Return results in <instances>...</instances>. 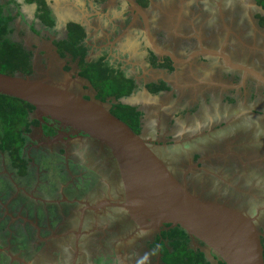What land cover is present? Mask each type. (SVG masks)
Segmentation results:
<instances>
[{
	"label": "flooded vegetation",
	"instance_id": "obj_1",
	"mask_svg": "<svg viewBox=\"0 0 264 264\" xmlns=\"http://www.w3.org/2000/svg\"><path fill=\"white\" fill-rule=\"evenodd\" d=\"M132 1L147 15L149 3L146 0ZM257 1L171 0L179 17H174L173 21L178 22L179 33L185 35L183 39L177 41L174 28L169 29L170 32L166 29L167 24L163 17L155 18L151 26L149 25V31L156 46L162 50L171 52L172 44L181 47V54L171 52L179 59L186 58L201 45L203 48L223 51L233 63L251 68L264 77V22L261 23L260 20L264 18V7L262 3L257 5ZM119 2L125 4L122 0ZM220 2L224 10L222 18L217 10V3ZM126 8L129 21L132 22L134 12L129 7ZM134 20L136 26L131 39L141 42L139 56L142 57L146 69L151 73L162 69L169 71L166 72L165 80L158 75L153 80L146 77L149 80L147 86L154 85L160 89L154 91L155 96L165 91L161 88L164 85L171 87L173 84L169 80H173L178 74L181 77L182 73L187 83H193L189 70L210 73L217 85L216 89L219 90L206 97L207 108L202 111L197 108L192 113L193 117L189 114V106L179 109V103L173 104L170 111L175 114L171 119L167 118L171 123L160 125L159 131L157 130L158 139L152 137L156 134L151 133L150 127L146 131L139 129V134L174 176L180 181L182 178L185 180L192 193L204 199L206 196L209 201H217L228 207L235 204L234 209L254 219L253 223L261 235L264 261V126L260 123L264 122V85L249 74L244 75L241 71L227 68L218 58L201 56L195 57L189 63L176 64L166 57H156L147 48V38L139 16L136 15ZM223 25L231 28L227 30ZM193 27L197 30V35L192 37ZM191 63H194L193 67H189ZM117 67L123 74L121 63ZM44 68L51 71L52 66L46 64ZM88 86L90 88L84 86L81 90L71 89L85 98L95 99V91L89 83ZM88 90L93 91L92 96L83 92ZM191 91L192 88L187 87L182 93L189 98L192 96ZM218 100L220 103H217ZM114 103L116 101L111 99L103 104L110 109ZM30 114V120L34 119L33 114ZM197 116H209L215 127L214 132L206 133L202 138L189 139L200 126H207L204 121L200 125ZM45 122L41 126L37 122L25 134L27 142L20 153V157L24 155L25 159H22L28 161L25 174L20 176L15 172L13 176L2 177L0 182L5 187L7 182L23 189L15 197L9 196L12 201L9 211L17 212L22 207V211L30 214L32 218L27 226L20 227V223L16 221L11 227L25 233L22 238L30 243L27 249L16 255L14 264H121L123 259L126 260L125 264H165L164 252L172 253L168 236L176 226L164 225L159 230H139L124 209L110 205L122 202L123 194L109 150L80 133L71 134V131L61 129L51 120L46 119ZM255 123L262 129L254 127ZM249 128H256L258 131L248 132ZM167 130L170 132L167 135L168 141L165 137L162 138ZM58 132L68 133L70 139L55 138ZM49 140L55 142L47 144ZM249 141H252L251 146H254V142L257 146V150H253L255 153L250 155L252 157L256 154L253 162L248 161L245 154L247 149H253L249 146ZM35 147L47 151L39 155V158L41 164L44 160L46 164L43 165L49 167L55 176L48 181V185L41 182L38 168L30 169L35 165L31 162L32 157L30 158L28 151L32 153ZM53 155L63 157V161L67 163L48 166ZM71 156L79 159L73 161ZM247 163H252V166L249 167ZM244 164L252 169L251 174L243 172L248 169H243ZM240 172L244 175L241 176ZM60 173L64 176L63 181L56 179ZM235 175L239 177L238 184L230 179ZM240 183L248 192L236 188ZM97 203L107 206L97 211L85 210L79 225L81 209L85 204L92 206ZM51 215L55 216L53 222ZM9 232L6 233L7 238L4 233V242L17 237L15 231V234L11 230ZM188 238L189 247L194 252L198 251L205 262L223 264L207 247L189 236Z\"/></svg>",
	"mask_w": 264,
	"mask_h": 264
},
{
	"label": "water",
	"instance_id": "obj_2",
	"mask_svg": "<svg viewBox=\"0 0 264 264\" xmlns=\"http://www.w3.org/2000/svg\"><path fill=\"white\" fill-rule=\"evenodd\" d=\"M122 1L134 12L132 21L136 15L139 16L147 48L156 57H166L176 64L189 63L201 56L218 58L227 68L249 74L264 85L261 74L233 63L221 50L200 45L197 51L189 53L184 59L162 50L150 34L145 12L132 0ZM33 65L29 76L0 73V95L31 105L39 126L48 119L61 129L71 131V134L80 133L107 148L116 165L123 194L122 202L110 205L124 209L139 230L176 226L207 247L223 264H264L261 235L253 218L192 193L185 180L182 178L180 181L174 176L147 141L113 115L103 103L73 91L69 79L59 84L51 82L47 74L44 79L34 77ZM75 78H79L78 75L75 74ZM71 80L75 82L70 77ZM58 137L70 139L69 134L64 132H58L55 138ZM54 140H49L47 144H53ZM104 203L85 204L81 209L79 225L85 210L97 211L107 206Z\"/></svg>",
	"mask_w": 264,
	"mask_h": 264
},
{
	"label": "crops",
	"instance_id": "obj_3",
	"mask_svg": "<svg viewBox=\"0 0 264 264\" xmlns=\"http://www.w3.org/2000/svg\"><path fill=\"white\" fill-rule=\"evenodd\" d=\"M146 1L149 3V9L147 10L149 25L156 20L155 18L160 19L163 17L167 24L165 26L166 29L170 32L169 29L174 28L177 41L182 40L185 35L179 33L178 22L175 23V21H173V18L178 16L171 0ZM45 3L50 12L51 19L53 20V25L49 28H45L39 20L35 18L36 6L33 3L27 4L25 0H1V4L5 7V10L3 9L4 13L14 18L12 21V27L15 29L13 34H15V36L21 35L22 38L29 39L30 47L27 48V50L32 53L34 66L37 64V60L42 62L45 61L46 63H55L56 60L60 62L64 61L60 67L61 75L64 73V67H67L68 70L71 71V73H66V76H62L64 80L69 79V85H74L75 83V85H79L83 88L85 84L80 83L79 78H75V74H78L77 61L72 62L68 55H65L63 58L59 57L55 47L56 42L66 39L67 24H78L82 28L84 36L81 42L85 50L84 60L86 62H91L92 60L103 58L109 66L114 69L116 68V70L118 69L117 66L121 63V70L124 72L123 76L133 80L134 88L130 95L124 98L123 101L140 113L139 129L143 128L146 131L147 127H150L149 130H151V133L156 134V136H152L153 138L158 139L159 134L157 137V130L159 131V127L162 123H171L167 118L169 117V119H171L172 115L175 114V112L170 111L173 104L179 103V109L185 108V105L189 106V114L193 117L192 113H194L197 108H199V111H202L203 108H207V96L217 91L219 92L218 88L216 89L217 85L214 84V80H212L213 77H211L210 73L202 71L191 72L190 70L189 77L194 80L193 83L190 82L191 84L187 83V79H185L181 73V77H178V74L174 76L173 80H169L173 85L171 87L167 85L166 90L163 91L161 95L155 96V92L151 89H147L146 83H148L149 80L146 77L153 80L159 76V78L165 80L166 72L169 71L167 69H162L157 71L154 70L151 73L150 70L146 69V65L142 62V57L139 56L141 42L131 39L136 21H129L130 18L128 17L129 14L126 5L119 2V0H46ZM217 10L219 11L220 17H224V14L222 15V11L224 13V10L221 7V2L217 3ZM27 14H30L28 18L25 17ZM31 22L35 24V29L38 31V34L30 31L31 27L28 25ZM223 27L227 30L231 28L226 27V25H223ZM165 32L168 33L167 31ZM198 33L200 35L201 30H199ZM191 34L192 37L197 35V30L194 27L192 28ZM153 35L157 36L155 33ZM199 43H201L200 39ZM171 48L170 51L174 54H181V47L179 48L172 44ZM200 60L202 61V59ZM45 62L42 65L45 66ZM70 63H74L73 65L76 70L71 67ZM191 64L192 65L189 67H193L194 63ZM47 65L51 66L52 64ZM38 68L37 65L34 67L35 73H37ZM44 70L48 72L46 68H44ZM72 70L74 72H72ZM70 77L74 78L75 82H72V80L70 81ZM201 84H205L206 86L203 87ZM187 87L192 88V96L189 98L182 93L183 89ZM217 103H220L219 100ZM189 114L188 117L191 119ZM165 116L167 117L163 120L162 118ZM196 119L199 121L200 125H202L201 122L204 121L207 126H200L196 134L191 135L192 137L189 139L202 138L206 133L213 134L215 127H213L212 120H210L211 118L209 116H207V118L205 116L202 118L201 116H197ZM194 120L193 118V121ZM169 133L168 130L165 131L162 138L164 139L165 137L167 140V135ZM9 176L11 175H5V177ZM1 179L3 178H0V182L2 181ZM5 185L6 187L4 185L0 187L1 197H9L10 195L15 197L16 194H19L18 191L23 190L19 189L16 184L12 186L6 182ZM23 194L27 195L24 191ZM10 203H12L11 200L8 201L7 208L10 207ZM2 213H5L4 222L6 223L7 231H15L17 234L23 236L25 233L17 229L13 230L11 227L16 221L20 223V227L23 225L27 226L29 222L32 221L30 214L22 211V207L17 212L8 211L6 208H3ZM27 234H29V231H27ZM1 237H3L2 234H0V264H14V261L17 260L16 255H19V253L27 249L30 243H26L25 240L20 237V239H23L19 241V243L17 241L20 245L15 244L16 246H14L11 238L4 242Z\"/></svg>",
	"mask_w": 264,
	"mask_h": 264
},
{
	"label": "trees",
	"instance_id": "obj_4",
	"mask_svg": "<svg viewBox=\"0 0 264 264\" xmlns=\"http://www.w3.org/2000/svg\"><path fill=\"white\" fill-rule=\"evenodd\" d=\"M36 5L35 18L45 27L53 25L46 0H25ZM262 5L264 7V0ZM29 4V3H28ZM0 4V73L14 75L16 73L24 76L32 74V53L27 50L21 42L11 40L13 34L12 21L14 18L3 12L4 5ZM264 21V18L262 19ZM67 37L55 43L57 55L65 57L68 55L71 61H77L78 77L85 79L95 91V100L105 103L106 100L118 101L130 95L133 90L131 79L125 78L123 74L109 66L103 58L86 62L84 60L85 50L82 45L84 38L82 28L75 23L67 24ZM152 91L159 88L151 85ZM158 88V89H157ZM160 90V89H159ZM114 107L115 111L111 110ZM109 111L126 123L136 134H139L140 113L134 108L129 109V120L118 112L114 104ZM124 108V107H121ZM33 107L18 99L0 95V152H5L8 161L13 169H16L20 176L26 172V161L20 157L21 150L25 143V134L31 126H36L37 121L29 119ZM122 111V110H121ZM131 117V118H130ZM133 124V125H132ZM177 234V235H176ZM168 243L172 247V253L164 252L165 264H209L205 262L202 255L194 252L189 247V238L176 227L170 232ZM221 264V263H220Z\"/></svg>",
	"mask_w": 264,
	"mask_h": 264
},
{
	"label": "rangeland",
	"instance_id": "obj_5",
	"mask_svg": "<svg viewBox=\"0 0 264 264\" xmlns=\"http://www.w3.org/2000/svg\"><path fill=\"white\" fill-rule=\"evenodd\" d=\"M24 3V2H23ZM26 3V2H25ZM32 4V2H29V1H27V4ZM262 3V1H260V0H258L257 1V5H260ZM0 4H1V0H0ZM34 4V3H33ZM263 4V3H262ZM35 5V4H34ZM2 6V5H1ZM36 6V5H35ZM2 8H5V7H2ZM2 10L3 9H1V12H2ZM5 10V9H4ZM4 12V11H3ZM49 12V11H48ZM50 13V12H49ZM30 14H27L25 17L26 18H28V16H29ZM14 16V15H13ZM256 18H258V16L256 17ZM261 18V17H260ZM259 19V18H258ZM262 19H263V17L260 19L261 20V23L262 22H264V21H262ZM257 21V20H256ZM262 25V24H261ZM28 26H30L31 28V30L30 31H32V32H34V33H36V34H38V31L35 29V24L33 23V22H31ZM9 38L11 39V40H15V41H17V42H21L22 43V45L27 49V48H29L30 47V42L28 41L29 39H27V38H22V36L21 35H17V36H15V34H11L10 36H9ZM62 59V58H61ZM150 60H152V58H150ZM32 61V64H34V62H33V60H31ZM38 62H37V64H35V66L37 65V67H39L38 69H37V73H35L33 76L34 77H36V78H45V75L47 74V76H48V78H49V80L51 81V82H53V83H59V84H63L64 83V77H62V76H64L66 73H71V71L70 70H68V68L67 67H64L63 68V74L61 75V72H60V67L62 66V63L64 62V61H58V60H56L55 61V63L53 62V63H51V62H45V61H40V60H37ZM44 62H45V65L46 64H52L51 66H52V69H51V71H49L48 70V72L47 71H45L44 70V65H42V64H44ZM152 62H154V61H152ZM71 64V67L74 69V70H76V68L74 67V63H70ZM34 66V65H33ZM34 66V67H35ZM70 71V72H69ZM66 76V75H65ZM80 79V78H79ZM128 79H130V78H127V80ZM85 80V79H84ZM84 80H82V79H80L79 80V82L80 83H83V84H85V86H88V83L86 82V81H84ZM132 82H133V80H132ZM134 84V83H133ZM151 85H148L147 86V89H151L152 87H150ZM70 87L71 88H73V89H77V90H81V87L79 86V85H75V83H74V85H70ZM133 87H134V85H133ZM161 88H163V90H166V88L167 87H165V85H164V87H161ZM153 89V88H152ZM151 89V90H152ZM83 92H86L87 94L89 93V95H93V91L92 90H88V91H83ZM114 106H117V109H118V112L121 114L120 116H122V115H124V118L126 119V120H129V109H127L126 107L127 106H129V104L128 103H125L124 101L122 102V99H120V100H118L116 103H114ZM121 107H124V108H121ZM130 107V106H129ZM132 108V107H131ZM111 109V108H110ZM115 108L114 107H112V109L111 110H113V111H115L114 110ZM122 110V111H121ZM31 117H32V115L30 114L29 115V119H31ZM131 118V117H130ZM261 123V125L262 126H264V122H260ZM133 125V124H132ZM254 127H260L259 126V124H257V123H255L254 124ZM261 128V127H260ZM262 129V128H261ZM248 132L249 131H258L256 128L254 129V128H249V130H247ZM251 133V132H250ZM25 142H27V139L25 140ZM252 145V141H249V146L250 147H253V149H247V152L245 153L246 154V159L248 160V161H254L255 159H256V154H253V156L251 157L250 155L252 154V153H255V151H253V150H257V146H256V144H255V142H254V146H251ZM34 148V147H33ZM37 148V149H36ZM31 151H28V153H29V155H30V158L32 157V160H31V162L35 165V166H31L30 167V169L31 168H34V167H36V168H38L39 169V176L41 177V182H43V185H44V183L46 184V185H48L47 183H48V181L49 180H52V179H54V177L55 176H53L52 175V172H51V170L49 169V167H47V166H44L43 164H46L45 163V161L43 160L42 161V164H41V162H40V158H39V155H41L42 153H44L45 151H43V150H38V147H35V149H33L32 150V153H30ZM45 153H47V151L45 152ZM54 154H56V153H54ZM22 158L23 159H25V157H24V155H22ZM51 158L52 159H50L49 161H48V166H51V165H53V164H57V165H61V164H65V163H67V162H64L63 161V157H58V156H56V155H53V156H51ZM71 159L73 160V161H75V159L76 160H78L79 158H75V157H72L71 156ZM26 161V160H25ZM26 162H28V161H26ZM49 164H51V165H49ZM248 164V163H247ZM247 164L245 165L244 164V166H243V169H246V168H248V166H247ZM28 165V164H27ZM249 165V167H251L252 166V163H249L248 164ZM246 166V167H245ZM252 169H250V168H248L246 171H243L245 174H248V173H250V171H251ZM234 171H236L237 172V170H234ZM254 171V170H253ZM17 173V171H16V169H13L12 167H11V165H10V163H9V161H8V157H7V155H6V153L5 152H0V178H2V177H5V175H13L14 173ZM58 172H59V170H58ZM15 173V174H16ZM242 172H240V175L242 176V175H244V174H241ZM3 174H5V175H3ZM251 174V173H250ZM249 174V175H250ZM237 175H235V176H232V177H230V179L231 180H233L235 183H239L238 181H239V177H236ZM63 174L62 173H60L59 175H58V177L56 178L57 180H60V181H63L62 179H63ZM232 181V182H233ZM243 183V182H242ZM242 183H240L239 185H237V189L238 190H241V191H243V192H248L247 191V188H244L243 187V185H242ZM1 186H3V184L2 183H0V187ZM44 192V191H43ZM207 195V194H206ZM205 197V200H208V197H206V196H204ZM9 199H10V197H1L0 196V234H2V235H4V233H5V236L4 237H6L7 238V234L6 233H8V231H7V226H6V223L4 222V219H5V213H2V211H3V208H6L8 211H9V208H7V204H8V201H9ZM204 199V198H203ZM17 206V205H16ZM234 207H235V204L234 205H230L229 206V208H231V209H234ZM27 209V208H26ZM28 210V209H27ZM235 211H237V212H240V211H238V210H236V209H234ZM241 213V212H240ZM51 222H53L54 220H55V216L54 215H51ZM17 235V237H12L14 240H13V244H16V245H18V243H17V241L19 242V241H21V240H23L22 238L20 239V237H22L20 234H16ZM1 239H3V237H1ZM15 245V246H16ZM22 246V245H21ZM210 259V258H209ZM125 262H126V260L125 259H123V262H121V264H125ZM214 263V262H213Z\"/></svg>",
	"mask_w": 264,
	"mask_h": 264
}]
</instances>
